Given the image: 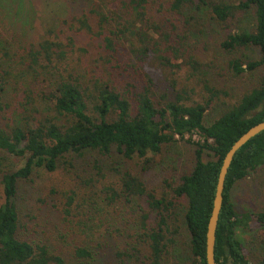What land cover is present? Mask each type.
<instances>
[{
	"label": "trees",
	"instance_id": "trees-1",
	"mask_svg": "<svg viewBox=\"0 0 264 264\" xmlns=\"http://www.w3.org/2000/svg\"><path fill=\"white\" fill-rule=\"evenodd\" d=\"M73 1L45 0L40 40L0 42V264H68L66 251L71 264H111L110 254L112 264H206L222 160L264 119V0H86L78 13L71 11ZM249 11L254 30L230 31ZM213 22L228 32L220 63L205 60L193 43L194 32ZM247 47L260 57L243 58L239 51ZM218 69L234 78L258 75L208 122L212 100L223 92L213 83ZM180 140L191 145V166L172 182L164 179L168 187L159 193L146 174ZM9 158L23 162L8 165ZM127 161L136 164L123 171L114 166ZM107 166L117 181L102 182ZM42 169L73 178L61 193L65 202L54 205L69 230L66 249L27 234L19 190ZM259 170L264 131L229 169L217 264H264V210L240 209L232 196L238 181ZM134 199L144 207L132 225L100 232L82 223L102 202L131 206ZM241 233L257 237L245 244Z\"/></svg>",
	"mask_w": 264,
	"mask_h": 264
},
{
	"label": "rangeland",
	"instance_id": "rangeland-1",
	"mask_svg": "<svg viewBox=\"0 0 264 264\" xmlns=\"http://www.w3.org/2000/svg\"><path fill=\"white\" fill-rule=\"evenodd\" d=\"M0 42L2 44L19 43L17 40H22L23 43H31L38 41L45 33V0H22L23 6L17 8L20 2L15 0H0ZM236 1V0H232ZM86 0L73 1L71 11L78 13L86 7ZM12 5L13 11H8V5ZM20 8V10H19ZM204 12L199 14L204 21ZM208 22H210L208 17ZM255 28V15L253 11L242 13L237 26H233L232 32L239 30L252 31ZM227 30L218 26L215 22L204 25L201 32H194V46L196 51L203 56L207 61H219L226 56L225 52L220 47V42L227 34ZM246 59H257L260 57L259 50L256 47H247L239 51ZM258 72L247 73L243 77H229L224 70L218 69L213 78V83L217 88L223 89L222 93H218L212 100V104L207 111V121L211 122L217 118L223 111L231 107L232 103L255 83ZM208 96L211 93L206 92ZM193 139H199L200 136L194 133ZM118 162V156H116ZM193 159L191 145L184 140L174 143L168 148V151L163 156L158 157V164L146 174L148 183L156 188L158 192L163 188L168 187L164 179H169L172 182L175 177L190 168ZM205 159H212L211 154H206ZM23 159L9 158L6 163L8 165L20 166ZM136 164L134 161H127L125 164H115L123 171L126 168L133 167ZM136 168V167H135ZM107 178L102 182L117 181L118 176L115 172L110 171V166L105 167ZM71 175L64 171L47 172L46 170L37 171L33 178L22 183L19 190L18 202L23 210V219L29 226L28 236L39 239H47L52 244H61L63 249L67 248L68 244V228L67 223L60 218L59 211L55 204L60 208V201L65 202L61 193L68 188L72 183ZM102 182L99 183L100 187ZM2 188L0 187V202ZM233 199L240 209H251L253 211L264 210V170L252 172L248 177L238 181L232 191ZM133 207L131 208V206ZM126 205L118 203L116 205H108L102 202L94 211L88 213L87 219L82 220L87 227L99 229L102 232L104 229L113 231L114 228H123V225L130 224L128 221L133 217L137 218L142 213V200L134 199L133 204ZM58 212V215H57ZM137 214V215H136ZM132 225V224H130ZM108 234H106L107 236ZM242 240L248 244L254 235L250 233H241ZM123 239V237H119ZM109 244L112 239L108 236ZM68 264L72 263L71 252L66 251ZM110 263L116 262L113 255L109 256Z\"/></svg>",
	"mask_w": 264,
	"mask_h": 264
},
{
	"label": "water",
	"instance_id": "water-1",
	"mask_svg": "<svg viewBox=\"0 0 264 264\" xmlns=\"http://www.w3.org/2000/svg\"><path fill=\"white\" fill-rule=\"evenodd\" d=\"M264 131V119L259 123L250 127L243 133L230 147L225 154L222 165L220 168L216 192L213 201V208L208 221L206 233V264H217L216 260V243H217V230L219 224L220 213L224 201V192L226 188V179L231 167V164L238 153V151L252 138L259 135Z\"/></svg>",
	"mask_w": 264,
	"mask_h": 264
}]
</instances>
